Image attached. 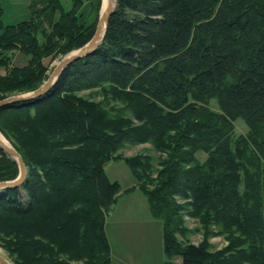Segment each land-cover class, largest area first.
Returning a JSON list of instances; mask_svg holds the SVG:
<instances>
[{
	"label": "trees",
	"instance_id": "obj_1",
	"mask_svg": "<svg viewBox=\"0 0 264 264\" xmlns=\"http://www.w3.org/2000/svg\"><path fill=\"white\" fill-rule=\"evenodd\" d=\"M72 1L32 0L13 24L0 2V100L36 89L53 60L91 40L97 22ZM97 88L123 106L79 95ZM0 131L29 168L0 192V240L15 264H113L106 224L122 185L106 166L119 160L137 182L127 191L162 222L164 264H264V0H117L98 48L45 97L1 108ZM142 143L157 168L149 154L119 153ZM18 175L0 149V181ZM185 211L201 223L199 244L178 238ZM218 235L228 244L214 249Z\"/></svg>",
	"mask_w": 264,
	"mask_h": 264
},
{
	"label": "rangeland",
	"instance_id": "obj_2",
	"mask_svg": "<svg viewBox=\"0 0 264 264\" xmlns=\"http://www.w3.org/2000/svg\"><path fill=\"white\" fill-rule=\"evenodd\" d=\"M0 2L4 8L2 19L5 24H13L28 19L32 14V0H0ZM62 3L66 9H70L73 5L72 0H62ZM82 3L81 21L87 24L94 22L98 23L104 0H82ZM70 53L64 56H59L50 63L47 79L61 59ZM28 59L29 57L15 51L14 64L23 66L27 63ZM5 71L6 69L4 67L0 68L2 74H4ZM47 79L45 81H47ZM79 95L97 102H103L107 108L113 109V106H123L121 102L113 101L114 99L111 97L112 100L110 101L105 99V95H103L99 88L95 90H83L79 92ZM212 106L219 111V107L215 100L213 101ZM127 113L129 115V112ZM235 131L237 135L247 134L248 127L242 119L235 122ZM8 142L12 145L10 140H8ZM119 153L123 156H133L140 153L149 154L153 157L154 166L156 168L159 166V153L153 148L151 143L126 144L119 150ZM204 157L205 154H202L201 158L203 159ZM26 167L29 173V168L27 165ZM106 171L112 180H118L122 185L121 195L119 196L120 200L115 206V210L108 215L106 224V232L112 247L113 264H164V261H166L167 258L163 251L162 226H160V221L153 218L151 215L147 198L143 196V194L136 192L138 190L127 191V189L133 187L137 183L130 168L123 160L110 161L106 166ZM154 175H156V173H154ZM23 194L25 193L23 192ZM184 218L185 227L189 232L186 233L185 236L178 235V238L185 243L190 241L199 244L203 240L200 221L196 217L189 215L187 211H185ZM210 242L214 249L223 248L228 244L224 235L211 237ZM0 253L8 258L10 262L15 264L13 257L4 248L1 240ZM172 262L174 264H179L182 262V257H174Z\"/></svg>",
	"mask_w": 264,
	"mask_h": 264
},
{
	"label": "water",
	"instance_id": "obj_3",
	"mask_svg": "<svg viewBox=\"0 0 264 264\" xmlns=\"http://www.w3.org/2000/svg\"><path fill=\"white\" fill-rule=\"evenodd\" d=\"M117 0H104L103 8L100 13V17L94 31V35L91 40L82 46L81 48L72 51L69 55L63 57L61 61L57 64L52 74L49 76L47 81H45L40 87L19 95L8 96L4 99L0 100V109L6 107L7 105L18 103V102H26L29 100L38 101L40 98L45 97V95L52 89V87L57 82L60 74L65 70L66 67L71 65L72 63L81 60L89 55H91L98 46L102 43L104 39V35L106 32V28L112 15ZM0 149L6 152L10 158L15 160L20 169V174L17 178L13 180L0 181V191L10 187H16L21 185L25 179L27 178V167L25 165L24 159L22 155L10 144L3 145L0 141ZM0 264H13L10 262L8 258H6L2 253H0Z\"/></svg>",
	"mask_w": 264,
	"mask_h": 264
},
{
	"label": "bare ground",
	"instance_id": "obj_4",
	"mask_svg": "<svg viewBox=\"0 0 264 264\" xmlns=\"http://www.w3.org/2000/svg\"><path fill=\"white\" fill-rule=\"evenodd\" d=\"M0 141L2 142L3 145H10L8 140L4 137V135L0 132Z\"/></svg>",
	"mask_w": 264,
	"mask_h": 264
},
{
	"label": "crops",
	"instance_id": "obj_5",
	"mask_svg": "<svg viewBox=\"0 0 264 264\" xmlns=\"http://www.w3.org/2000/svg\"><path fill=\"white\" fill-rule=\"evenodd\" d=\"M136 192H139V191H136ZM136 192H133V193H136ZM139 193H141V192H139ZM141 194H142V193H141ZM143 196H144V195H143ZM119 200H120V199H119ZM118 202H119V201H118ZM117 204H118V203H117ZM117 204H116V205H117ZM114 210H115V208H114ZM114 210H113V211H114ZM113 211H112V212H113ZM112 212H111V213H112ZM151 215H152V214H151ZM159 223L161 224L160 226H162V222L160 221ZM162 235H163V226H162ZM112 258H113V257H112ZM164 263H165V261H164Z\"/></svg>",
	"mask_w": 264,
	"mask_h": 264
}]
</instances>
